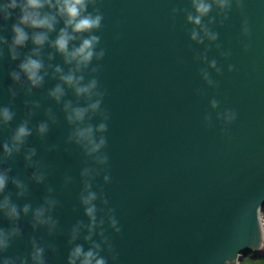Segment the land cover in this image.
Returning a JSON list of instances; mask_svg holds the SVG:
<instances>
[{"label": "water", "instance_id": "95a60500", "mask_svg": "<svg viewBox=\"0 0 264 264\" xmlns=\"http://www.w3.org/2000/svg\"><path fill=\"white\" fill-rule=\"evenodd\" d=\"M87 10L103 15L93 32L103 56L79 74L84 83L95 78L103 96L100 109L79 124L69 123L65 103L85 107L97 97L77 96L54 74L57 65L64 73L73 65L46 43L40 57L47 75L32 87L23 73L19 81L10 75L31 53V40L15 60L8 44H0V108L12 113L0 122V170L8 169L0 201L8 197L18 211L10 218L0 210V230L8 234L0 264H35L34 244L43 249L44 264H69L72 248L93 243L106 264H224L225 258L238 264L243 254L260 257L264 248L254 245L261 238L256 206L264 205V0H232L226 18L213 5L203 23L217 39L201 43L190 38L191 0H94ZM18 16L17 8L0 19V38L10 42ZM57 84L64 88L59 102L49 96ZM225 108L237 112L227 126L217 118ZM101 122L107 128L95 137H105L104 164L74 136L78 126L95 129ZM22 123L30 134L6 155L3 145L12 146ZM40 123L47 124L44 134ZM87 191L96 194L90 240L84 239L89 217L81 202ZM42 206L50 217L44 224L34 219Z\"/></svg>", "mask_w": 264, "mask_h": 264}, {"label": "clouds", "instance_id": "9594fccd", "mask_svg": "<svg viewBox=\"0 0 264 264\" xmlns=\"http://www.w3.org/2000/svg\"><path fill=\"white\" fill-rule=\"evenodd\" d=\"M94 0H0V19H8L12 10L19 9V16L16 22L12 25V37L10 42L6 39L0 38V44H8L10 57L15 60L18 58V49L23 48L27 41L31 40L33 48L31 53L26 55L19 63V71H13L10 75L13 80L19 81L21 73L30 83L32 87H39L43 83L44 76L47 75L45 65L40 57V51L47 43L50 48L60 54L64 63L73 65L67 73H64L62 68L57 65L54 69V74H58L59 80L69 87H71L77 96H85L91 100L92 96L97 98L88 103L85 107H72L70 103H65L64 108L67 113V120L69 123L83 122L87 113L96 112L100 109L101 98L103 93L96 92L97 81L95 78L84 83V77L79 74L82 69L88 67L89 63L95 56L99 59L103 56V50L96 52V45L99 42V37L93 34L94 30L99 29L103 19L102 13L98 10L89 12L87 9ZM239 3V0H237ZM232 0H191L193 12H189L186 16L187 22L194 25L190 38L198 43L203 42L205 38L209 41L217 39V33L211 31L207 24L203 23V18L208 16L215 5L226 18V11L230 9ZM213 18H209L208 23L212 22ZM62 22L63 26L57 29V25ZM27 29H31L29 32ZM199 29V30H198ZM241 31L244 35L248 33L247 20L245 19L241 25ZM56 32L54 39H49V35ZM87 33L88 35H84ZM202 33V35H201ZM79 40V44L73 43ZM248 45H245L247 48ZM49 54V59H51ZM50 66V65H49ZM210 67L215 68L216 62L212 60L209 63ZM229 70L232 66L229 65ZM219 72L220 69L216 68ZM203 78L209 85H213V81L209 79L208 72L203 71ZM214 86V85H213ZM64 95V88L61 84H57L55 88L49 91V96L59 102ZM212 108L217 107L218 101L212 99L210 101ZM217 118L222 119L224 125H230L237 119V112L233 108H225L222 113H217ZM12 119V113L7 107L0 108V122L6 123ZM106 120L107 117L105 116ZM208 120V117H205ZM107 128L106 123L101 122L95 129L92 125L77 127L74 132L75 140L82 145L87 155L95 154V159L98 163L104 164L108 157L102 154L100 150L105 145V137L101 135L97 140L95 132L103 133ZM30 129L26 124L18 126L12 136V146L9 147L7 143L3 145V151L6 155H10L12 151L19 150L20 144L30 134ZM40 134L47 131V124L40 123L38 126ZM226 134V128L221 130ZM87 169L83 174H87ZM33 175H36L33 173ZM37 180L42 179L41 176L36 177ZM108 180V176H105ZM8 183V169L0 170V193H2ZM17 186L22 187L17 181ZM90 187L85 184V189ZM96 199V194L92 191H87L86 195L81 196V202L85 206V214L89 217L88 235L84 237L85 240H90L92 230L96 226V207L92 203ZM0 210H4L6 215L10 218H17L18 211L14 204H10L8 197H4L0 201ZM23 211H28V206L25 205ZM46 209L42 206L34 211V219L41 224L48 223L50 217L45 219L44 213ZM257 220L261 225V238L254 247L264 248V205L257 204L256 206ZM54 223V222H53ZM103 223V221H101ZM110 223L113 227L116 226V220L110 217ZM15 231V230H14ZM116 231H119L116 228ZM76 238V229H73L72 239ZM8 246V234L0 230V251H3ZM34 251L32 259L35 264H44L42 253L43 249L33 245ZM100 245L93 243L92 247L85 250L82 245L77 244L71 249L69 253V264H106L104 257L99 255ZM2 264H9L8 260H4ZM224 264H230L228 258L224 259Z\"/></svg>", "mask_w": 264, "mask_h": 264}, {"label": "rangeland", "instance_id": "374dc122", "mask_svg": "<svg viewBox=\"0 0 264 264\" xmlns=\"http://www.w3.org/2000/svg\"><path fill=\"white\" fill-rule=\"evenodd\" d=\"M238 264H264V249L260 257H254L252 254L241 255Z\"/></svg>", "mask_w": 264, "mask_h": 264}]
</instances>
